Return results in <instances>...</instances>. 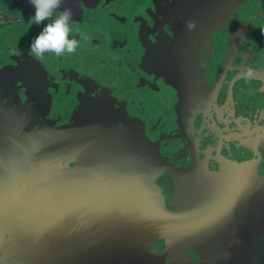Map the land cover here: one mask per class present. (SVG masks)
Segmentation results:
<instances>
[{
    "label": "flooded vegetation",
    "instance_id": "1",
    "mask_svg": "<svg viewBox=\"0 0 264 264\" xmlns=\"http://www.w3.org/2000/svg\"><path fill=\"white\" fill-rule=\"evenodd\" d=\"M207 1L63 0L78 47L37 57L30 43L44 24L30 21L33 7L0 0V133L10 141L0 156L26 182L22 227L0 224V264H113L99 257L104 243L89 217L74 211L66 224L61 216L77 161L51 135L74 124L89 99L108 103L118 127L134 122L154 142L155 181L169 209L184 170L193 173L188 189L201 186L209 199L200 223L186 208L185 237L152 231L142 246L153 264H264V209L258 215L252 201L257 181L264 187V0H236L210 19L201 14ZM129 90L150 106L155 96L165 100L156 103L165 111L129 110ZM215 175L222 178L214 182ZM1 192L17 193L10 183ZM215 229L220 239L212 238ZM33 243L41 246L35 260ZM239 249L248 260H237Z\"/></svg>",
    "mask_w": 264,
    "mask_h": 264
},
{
    "label": "water",
    "instance_id": "2",
    "mask_svg": "<svg viewBox=\"0 0 264 264\" xmlns=\"http://www.w3.org/2000/svg\"><path fill=\"white\" fill-rule=\"evenodd\" d=\"M235 1H226L223 6L222 0H208L205 6L209 5V19L222 16L225 11L223 8L227 10ZM77 116L74 124L59 128L51 135L53 141L59 143L63 149L71 151L77 161L67 174L69 186L63 196V223L69 222L74 211L82 213L90 218L89 224L97 228V237L104 243L97 246L99 257L111 259L113 264H153L157 259L142 243L150 240L154 229L163 231L168 238L185 237L187 230L184 226L188 216L186 208L192 207L194 210L191 212L194 216L193 222H202L201 207L209 202L202 195L204 189L201 186L188 189L185 183L193 173L190 169L181 171V182L173 189L171 200L175 202L176 208L172 211L167 207L163 191L155 181L158 172L153 166L157 157L154 142L142 127L134 122L118 127L108 103L99 99L85 101ZM6 136L3 131L0 133L2 152L5 150L3 145L10 144ZM2 159L0 156V176L10 174L12 179L4 181L1 178L0 185L13 184L17 193L10 196L1 192L0 224H13L19 229L22 227L24 206L21 192L26 182L20 177L18 167L9 172V164H5ZM94 159L97 160L93 162ZM215 176L214 182L222 178ZM256 185V197L252 201L255 199L259 215L264 209V187L259 180ZM189 192H193V195ZM242 200L245 201L243 207L249 208L250 198L244 196ZM5 217L7 219L4 220ZM237 231L242 247L246 237L244 229L240 226ZM237 231L235 238H238ZM211 235L212 238L220 239L222 233L215 229L211 231ZM236 246L234 248L238 249ZM239 250L240 252L235 251L237 260H248V255ZM32 254L35 260L34 249Z\"/></svg>",
    "mask_w": 264,
    "mask_h": 264
},
{
    "label": "clouds",
    "instance_id": "3",
    "mask_svg": "<svg viewBox=\"0 0 264 264\" xmlns=\"http://www.w3.org/2000/svg\"><path fill=\"white\" fill-rule=\"evenodd\" d=\"M28 3L34 9L30 21L37 26L44 24L30 43L31 52L37 57L45 53H54L57 57L65 52L74 53L79 42L71 36V8L60 10L63 0H28Z\"/></svg>",
    "mask_w": 264,
    "mask_h": 264
},
{
    "label": "rangeland",
    "instance_id": "4",
    "mask_svg": "<svg viewBox=\"0 0 264 264\" xmlns=\"http://www.w3.org/2000/svg\"><path fill=\"white\" fill-rule=\"evenodd\" d=\"M208 8H209V5H206V6L203 7V9L201 11V14L203 13V16H204V12L207 11ZM160 55H161V59L162 58L163 59L167 58V56H168V55H166V53H163V54H160ZM46 62H51V59L46 60ZM129 80L131 81L132 79L129 78ZM128 83H129V81L125 85H128ZM129 92L133 94V99H134V101H131V103L129 105V110L136 111L140 115H148V113H149L148 111H151L153 109V111L156 112V116L161 115L160 113H163L165 111V110H163L164 108H160L156 104L157 102L166 103L165 100L164 101L157 100V97L155 96L156 98L155 97L153 98L154 99L153 103L150 106L149 102L147 101V100H149L148 96H147L148 98H146V100H144V99H141L138 95H136V93L133 90H129ZM166 101L168 103H170L171 99H166ZM26 220H27V222H29V218L26 219ZM34 237H35L34 233L30 230L27 238H34ZM40 244H41V241H40ZM40 244H38V245H40ZM33 249H34V254H36V256H37V254L41 250V246H35L34 243H33Z\"/></svg>",
    "mask_w": 264,
    "mask_h": 264
}]
</instances>
